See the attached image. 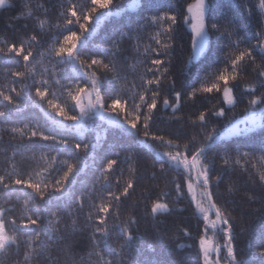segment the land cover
Listing matches in <instances>:
<instances>
[{"label":"trees","instance_id":"1","mask_svg":"<svg viewBox=\"0 0 264 264\" xmlns=\"http://www.w3.org/2000/svg\"><path fill=\"white\" fill-rule=\"evenodd\" d=\"M193 1L113 0L110 9L92 14L87 32L77 23L69 25L65 16L74 7L83 23L81 13L90 11L91 0H6L0 7V90L14 87L21 92L19 108L0 98V111L9 113L0 118V176L11 188L0 185V210L7 221H16L5 225L13 242L0 249V264H103L101 257L111 264H203L201 238L212 262L264 264L262 0H206L208 41L196 57L184 17ZM70 31L80 38L76 60L56 56ZM13 43L25 54L33 52L28 62L7 53ZM241 51L251 56L233 65ZM90 57L107 58L109 69L89 68ZM154 59L161 65H153ZM15 71L25 73L28 88L23 91L21 78L11 75ZM221 75L229 77L227 85L219 80ZM93 78L100 81L102 100L110 104L118 99L123 110L120 105L116 112L105 108L100 115L93 110L69 121L49 106L52 100L79 117L68 85L75 95L78 86L92 90ZM41 81L47 88L43 101L33 86ZM213 84L219 90L203 91ZM225 87L232 93L230 105L223 98ZM153 94L157 103L149 113L146 105ZM258 109L263 114L248 125L245 115ZM137 115L133 129L128 121ZM41 133L55 142L44 140ZM75 144L88 148L77 151ZM201 149L195 168L191 159ZM109 159L118 163L106 171ZM183 162L193 169H185ZM69 164L74 167L65 191L49 194L45 201L32 189L12 184L18 178L31 179L41 187L46 183L51 191ZM201 167L209 172L215 208L201 195L205 186L196 179ZM128 182L133 187L124 194ZM110 193L119 197L118 203ZM102 203L110 211L112 237L107 244L94 232L97 224L89 221L90 215L96 220ZM156 204L166 207L152 212ZM217 209L227 225L217 220ZM34 213L41 220L25 229ZM229 230L232 257L227 255Z\"/></svg>","mask_w":264,"mask_h":264},{"label":"snow or ice","instance_id":"2","mask_svg":"<svg viewBox=\"0 0 264 264\" xmlns=\"http://www.w3.org/2000/svg\"><path fill=\"white\" fill-rule=\"evenodd\" d=\"M5 3H6V0H0V7H3L5 5ZM112 3H113V0H105V2H103V3H101L100 0H91V4L93 5V7H91L90 11L87 14L81 13L83 23H80V17H78L77 11L74 7L70 8L68 10V12L66 13L65 19L67 20V23L69 25L77 23V24H79V28L81 31L87 32L88 31L87 25H88L89 21L92 19V14L96 13L98 9H107V10L110 9L109 6ZM206 5H207L206 0H197V3L195 5H191L187 9V11L189 13H191V30L196 37L202 38L203 33L205 32V29H206V25H205ZM261 9L264 10V0H262V2H261ZM69 17H71V18H69ZM72 18H76V19L74 20ZM168 19L175 22L176 17L170 16V17H168ZM212 27L216 28L219 31V29L217 28V25H212ZM32 39H33V41H35L36 36H33ZM79 39L80 38L77 35V32L70 31V35H65L63 37V43H61L60 47L56 50V56L57 57H63L66 54L68 58L76 60L77 55H74V52H77L76 50H77ZM58 43H59V41H58ZM200 47H201V49H203V43H201ZM0 51H3V50H0ZM7 53L15 54V57H22V60L24 62H28L29 58L33 56L32 51H28L25 54V50L22 47L18 48L15 43H13L11 46H9L7 48ZM246 56H251V53L248 51H241L239 53V55L233 59V61H232L233 65H235L237 61H243ZM89 59H90V63L88 64L89 68L94 67V66H102L104 69L107 70L110 67L109 62H106L107 58L97 59L94 57H90ZM161 63L162 62L160 59L152 60L153 65H161ZM11 75L14 77L21 78L20 82L22 84V91H23V89L28 88V85L23 83V80L25 79V73L24 72L15 71V72H12ZM84 75H88V73L85 72ZM219 80L224 81L225 85H227L229 77L226 75H221L219 77ZM99 82L100 81L96 78L92 79V84H91L92 90L91 91H88L83 86H78L76 88L75 95H72L71 85H68L69 95L71 96L72 100L75 101V104H74L75 109H78L80 112L79 117L77 115H69L68 112L63 107H61L58 103H54L52 100H48L47 102H48L49 106L52 107L56 111V114L58 116H62L66 120H69V121H77L78 119H80L83 115H85L86 109H89V110L95 109L99 113L103 109L108 108L112 112H116L117 106L120 105L121 110H123V105H122L121 101L118 99H113L110 104H107L102 100L101 88H100ZM151 83H152V81L149 80L148 84H151ZM45 85H46L45 81H41L40 86H35V84L33 85L35 87V95L37 97H39L42 101L46 99V94H47V88L45 87ZM42 88H44V90H42ZM213 89L219 90L218 85L213 84L211 87H205L203 89V91L204 92H212ZM12 93H15V96H13ZM93 93H95L94 97H93ZM20 96H21V92H18L16 90V88H14V87L9 88L8 92L0 90V98H2L3 101L7 102L8 105H13L16 108H19L18 98ZM85 97H87V104L86 105L83 103ZM223 98L228 104L233 103L231 91L228 87L224 88ZM140 100L141 101L144 100L143 95L140 96ZM156 103H157V100L155 98V94H153V96L151 98V103H147V105H146L149 113H151L152 109L156 107ZM164 103H165V105H167L168 101L166 100ZM253 103H255V101H253ZM8 114H9L8 112L0 111V118H5L6 116H8ZM139 119H140V115H137L132 120L128 121V124L130 125V127L135 129L136 128V122ZM144 120H145L144 127L146 129L144 135L147 136L148 135L147 129L149 127V124L147 123V121L149 120V116H145ZM199 120L202 122L206 120V117L203 113L200 114ZM16 131H17V129L14 127L12 129V132L15 133ZM32 135L35 136L36 133L33 132ZM40 135L42 136V138L44 140H53V142H55L53 137H50L48 135H44L43 133H41ZM214 138H215V136H210L209 140H213ZM81 147H84L85 149H87L88 145L75 144V146H74V148L77 151H79L81 149ZM203 152H204V150L201 149L200 152L196 156L192 157L191 160H192V163L194 165H196L195 168H197V165L199 164L198 156L202 155ZM172 159L178 160V157L173 156ZM117 163H118L117 159L107 160L106 171L107 170H113L114 165H116ZM225 163H227V161H225ZM183 166L185 169H193V168L185 166L184 162H183ZM73 167L74 166L71 164H69L67 166V170L63 172L62 178L55 180L54 184L52 185L51 191H49L48 185L46 183L43 187H41L40 183L33 182L31 179L18 178V179H15L14 181H12V184H14L16 186L23 185V186H26V188H28V189H32L33 192L35 193V195L37 197H39L40 200L45 201V198L48 197L49 194H61L65 191L66 185L69 181V177L73 173ZM105 179H107V177H105ZM196 179L197 180L202 179L206 190L204 189V191L201 193V195L208 199L211 208H215L216 207L215 204L211 203L212 195L208 191V185L210 182L208 170L201 167L197 171ZM260 180H261V182H264V175H261ZM0 185H3L4 189H8L9 191H11V188L9 187V183L5 182V178L3 176H0ZM132 187H133V184L131 182H128L127 185L123 188V193L127 194L129 192V189H131ZM188 188L191 191L192 185L189 184ZM110 196H111L112 201H115L117 203L119 202V197H117L115 194L110 193ZM100 198L103 199V196H101ZM78 206L80 208L83 207L82 201L79 203ZM93 207H95V205H93ZM165 207L166 206L163 204H156L152 208V212L162 210ZM197 207L200 208L201 212L205 211L204 208L201 207L199 203H197ZM34 215L36 216V218L29 217L28 218V224L23 225V227L25 229L29 228V226L37 225L38 221L41 220V217L39 216L38 213H34ZM215 215H216L217 220L222 221L223 224L227 225L229 223V221L224 219V217L221 215V212L219 209L216 210ZM108 218H110V211H109V204L108 203H102L96 209V220H93L92 215L89 216L90 223H96L97 224L96 228L94 229V232L100 233V240L102 243H105V244H107L108 241H110L111 237H112V230L110 228H108V226H107L108 225ZM204 220L205 221L209 220V217L207 214H205ZM6 223H11V224L15 225L16 221L15 220L7 221L6 214L4 213L3 210H0V236H2V241H0V249H3L7 244L13 242L11 240V238L8 235H6V233H5ZM212 223H213V226H215V222H212ZM31 231L34 233H38L41 231V229L32 228ZM125 231H127V229H125ZM228 237L229 238H228V243H227V255L229 257H232L234 255L233 247H232L233 237L231 235L230 230L228 231ZM131 240H132V236L129 235L127 237V241L130 242ZM199 243H200L201 249H203V254H204L203 264H219L218 261L212 262L209 260L210 252H209V248L206 246V240L204 238H201ZM97 247H98V245H97ZM262 255H264V253H262ZM101 259L103 260V264H111V261L103 259V257H101ZM233 264H238V262L233 260Z\"/></svg>","mask_w":264,"mask_h":264},{"label":"rangeland","instance_id":"3","mask_svg":"<svg viewBox=\"0 0 264 264\" xmlns=\"http://www.w3.org/2000/svg\"><path fill=\"white\" fill-rule=\"evenodd\" d=\"M196 3H197V0H194L193 3H190L188 5V7L191 6V5H195ZM184 17H185V24H186L187 28H189V30L191 31V34H192V39H193V43H192L193 55H194V57H196V56H198L199 54H201L205 50V47L207 45V41H208V38H207V29H205V32L203 33L202 38L201 37H196L194 35V33L192 32V30H191V13H189L188 11H186ZM201 43H203V49H201V47H200L201 46ZM88 91H91V90H88ZM231 95H232V93H231ZM94 96H95V94L93 93V97ZM83 103L85 105L87 104V97H85ZM228 105H230V104H228ZM93 110H95V109H91V110L86 109L85 115L86 114L90 115ZM101 112L98 113V111H97L96 114L100 115ZM262 112H263L262 109H258L257 111H254V112L253 111L252 112L249 111V113L245 115V121H246V123L248 125H252L253 123H255L254 120L259 119V117H261V115L263 114ZM82 117H84V115ZM241 121H242V118H241ZM201 183L203 184L202 179L200 180V184ZM0 241H2V236H0Z\"/></svg>","mask_w":264,"mask_h":264}]
</instances>
